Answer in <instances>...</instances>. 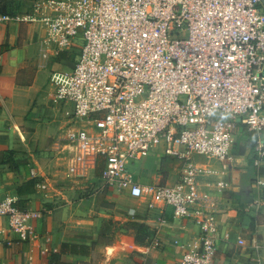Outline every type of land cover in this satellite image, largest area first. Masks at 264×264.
<instances>
[{"label": "built area", "instance_id": "2783aa9c", "mask_svg": "<svg viewBox=\"0 0 264 264\" xmlns=\"http://www.w3.org/2000/svg\"><path fill=\"white\" fill-rule=\"evenodd\" d=\"M9 21L40 22L57 52L79 43L74 65L50 75L55 103L72 105L66 175L172 206L201 229L177 264H215L217 221L196 158L231 159L241 124L257 133L264 167L262 0H34L30 13L0 12ZM153 151L182 162L174 183L143 186L130 174ZM32 176L48 197V180ZM256 184L264 197V174ZM41 215L0 201L20 241Z\"/></svg>", "mask_w": 264, "mask_h": 264}, {"label": "crops", "instance_id": "0c3cea01", "mask_svg": "<svg viewBox=\"0 0 264 264\" xmlns=\"http://www.w3.org/2000/svg\"><path fill=\"white\" fill-rule=\"evenodd\" d=\"M33 2L0 0V12L30 13ZM44 37L40 22L0 23V201L13 197L23 209L42 211L29 241H20L0 216V264H177L198 242L196 222L148 194L132 195L129 187L80 197V180L66 175L72 105L55 103L50 75L73 66L80 46L57 52ZM248 133L238 125L225 163L196 158L204 203L217 221L215 264H264V197L256 184L264 167ZM181 165L153 151L129 171L143 186L172 184ZM32 168L48 180V197Z\"/></svg>", "mask_w": 264, "mask_h": 264}, {"label": "rangeland", "instance_id": "374dc122", "mask_svg": "<svg viewBox=\"0 0 264 264\" xmlns=\"http://www.w3.org/2000/svg\"><path fill=\"white\" fill-rule=\"evenodd\" d=\"M69 56H71L70 60L72 61V59H73L72 52L67 54L68 58H69ZM78 184H79V187H81L79 196L83 197V198L88 199L92 196H96L97 194L106 191L105 189L96 188L97 186L100 185L99 182H97V181H95L93 183L80 181V182H78Z\"/></svg>", "mask_w": 264, "mask_h": 264}, {"label": "trees", "instance_id": "16d2710c", "mask_svg": "<svg viewBox=\"0 0 264 264\" xmlns=\"http://www.w3.org/2000/svg\"><path fill=\"white\" fill-rule=\"evenodd\" d=\"M256 134L253 131H249L248 133V144L252 147L255 148V142H256Z\"/></svg>", "mask_w": 264, "mask_h": 264}]
</instances>
